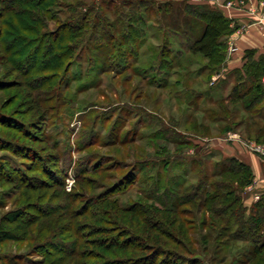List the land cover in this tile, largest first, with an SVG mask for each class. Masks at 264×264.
Listing matches in <instances>:
<instances>
[{
  "label": "rangeland",
  "instance_id": "1",
  "mask_svg": "<svg viewBox=\"0 0 264 264\" xmlns=\"http://www.w3.org/2000/svg\"><path fill=\"white\" fill-rule=\"evenodd\" d=\"M91 1L25 0L9 10L0 0V264H264V252L254 257L252 244L234 237L237 227L199 200L178 213L151 199L159 183L170 186L167 177L184 169L187 184L195 185L200 157L210 172L214 162L231 156H255L264 165V153L250 146L264 147L257 124H250L249 136L246 122L233 126L244 112L232 115L226 106L233 102L218 103L234 78L226 67L203 69L197 79L183 78L194 93L182 82L158 88L131 68L120 72L124 62L100 72L105 58L92 46L47 68L40 39L72 15L89 23L102 3L90 10ZM127 1L147 0H117L114 7L131 11ZM159 1L178 6L185 0ZM187 1L225 13L250 0ZM258 1L263 14L264 0ZM231 27L227 58L237 49L231 36L243 29L233 19ZM174 39L175 51L180 42ZM190 57L194 72L208 61ZM174 71L167 73L172 82ZM191 94L198 98L189 104ZM227 122L232 130L221 131ZM179 130L192 143L174 157L177 146L164 137ZM163 159L173 164L159 175L155 165ZM255 179L244 193L248 208L264 192Z\"/></svg>",
  "mask_w": 264,
  "mask_h": 264
},
{
  "label": "trees",
  "instance_id": "2",
  "mask_svg": "<svg viewBox=\"0 0 264 264\" xmlns=\"http://www.w3.org/2000/svg\"><path fill=\"white\" fill-rule=\"evenodd\" d=\"M6 1L8 0H1V3L3 2L9 10H14L15 5L25 0H16L15 3L11 1L14 4L8 5ZM98 1L102 3H98L97 15L90 17L89 23L86 24L82 16L72 15L70 21H59L57 28L40 39V48L44 49L49 60L47 68L57 69L60 60L69 56L71 52L73 54L78 47L83 51L92 46L100 48L99 55L105 58L100 63V72L110 70L112 63L124 62L120 72L131 68L141 77L145 75L148 84H156L158 88H167L182 82L183 90L189 93L192 91L194 93L195 90L188 87L187 81L183 78L197 79L203 75V69L212 73H220L225 69L227 38L234 28L231 27L232 19L220 8L206 3H190L187 0L182 1L178 6L172 1H127L125 3L131 6V11L128 12L114 7V1L117 0H95L87 6L90 10L95 9ZM103 1H106V4ZM85 29L88 31L85 32ZM172 38L180 42V46L175 51ZM93 39L94 43H92ZM145 45L146 50L141 51ZM191 54H201L208 60L197 72L190 68V65L196 62L190 57ZM143 57L147 58L144 63ZM136 63L138 64L135 65ZM138 67L143 68L138 69ZM170 68L178 73V77L173 82L169 78L172 73L167 75ZM163 70L167 75L164 78L161 77ZM145 71L146 73H143ZM227 72L234 78L232 87L226 96L218 100V103L233 102L232 106H226V111L231 112L232 115L243 111L246 115L239 119L240 122L235 121L233 126L246 122L245 130L250 136L253 133L250 124H257L256 137L264 140L262 106L264 105V52L258 53L256 49H247L243 66ZM152 77L159 79L154 82ZM210 91L211 89H208L207 93ZM192 97L194 96L191 94L188 98L189 104L198 98ZM178 98H181L180 95ZM221 129V131L232 130L228 122ZM175 133L179 136L164 138L167 143L177 146L178 153L174 157H178V154L182 156V148L192 142L183 139L185 137L183 131L179 130ZM171 161L163 159L161 163L155 165L158 167L157 173L162 175L161 171L165 172L166 167L173 164ZM213 165V170L210 172L206 159L200 157L194 165L198 166V179L195 185L187 184L188 179L184 169L175 177H167L171 181L170 186L162 187L159 183L151 199L161 209L178 213H182L179 206L199 200L202 206L207 207L222 222L237 227L233 232L234 237L249 241L252 244L253 255L256 257L264 252V192L248 208L244 203V193L246 186L252 184L254 179L250 164L236 156H231L218 160Z\"/></svg>",
  "mask_w": 264,
  "mask_h": 264
},
{
  "label": "crops",
  "instance_id": "3",
  "mask_svg": "<svg viewBox=\"0 0 264 264\" xmlns=\"http://www.w3.org/2000/svg\"><path fill=\"white\" fill-rule=\"evenodd\" d=\"M193 2H198L194 0ZM258 0H250L245 7H226V15L242 24V30L231 36L237 49L230 53L226 60L227 70L242 67L244 54L247 49H256L258 53L264 52V12ZM242 160L250 164L255 174V187H264V165L255 156H243ZM264 161V160H263ZM264 163V162H263Z\"/></svg>",
  "mask_w": 264,
  "mask_h": 264
},
{
  "label": "built area",
  "instance_id": "4",
  "mask_svg": "<svg viewBox=\"0 0 264 264\" xmlns=\"http://www.w3.org/2000/svg\"><path fill=\"white\" fill-rule=\"evenodd\" d=\"M264 80V79H263ZM251 147H252V149L254 148V149H260V151L262 152V153H264V147H259V146H255V145H250Z\"/></svg>",
  "mask_w": 264,
  "mask_h": 264
}]
</instances>
